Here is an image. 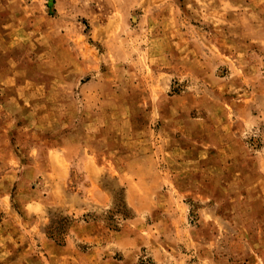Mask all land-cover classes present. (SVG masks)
Instances as JSON below:
<instances>
[{"label":"rangeland","instance_id":"rangeland-1","mask_svg":"<svg viewBox=\"0 0 264 264\" xmlns=\"http://www.w3.org/2000/svg\"><path fill=\"white\" fill-rule=\"evenodd\" d=\"M263 253L264 0H0V264Z\"/></svg>","mask_w":264,"mask_h":264},{"label":"crops","instance_id":"crops-1","mask_svg":"<svg viewBox=\"0 0 264 264\" xmlns=\"http://www.w3.org/2000/svg\"><path fill=\"white\" fill-rule=\"evenodd\" d=\"M88 170V175H83L86 179V189L83 191V195L80 193H76L73 191H66L63 187V184L65 182V175H50V181L49 183L54 188V190L59 192V199L58 204H62L63 206L67 207L69 206L71 209L75 211H80L81 213H86L87 211L94 208L93 202H96V204H101L105 202V198H103L105 194V188L102 185V176L96 174L95 168L87 163L86 166ZM99 225H96L94 221L87 222L84 221L83 223H79L77 225H73V228L75 229L73 232V237L76 239V242H87L86 240H90L93 238L91 235L96 230L98 231ZM70 231H72V226L69 228ZM91 230L92 234L89 237H86V234L83 232V230ZM65 247L67 250H69V246L65 244ZM94 249V248H93ZM97 250V249H96ZM62 255V254H61ZM62 258L63 255L61 256ZM248 264H264V253L257 255V261L252 262L250 260Z\"/></svg>","mask_w":264,"mask_h":264},{"label":"trees","instance_id":"trees-1","mask_svg":"<svg viewBox=\"0 0 264 264\" xmlns=\"http://www.w3.org/2000/svg\"><path fill=\"white\" fill-rule=\"evenodd\" d=\"M66 223L69 225L70 221L66 219ZM150 263H151L150 260H143V259L139 260V264H150Z\"/></svg>","mask_w":264,"mask_h":264}]
</instances>
